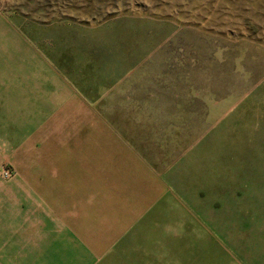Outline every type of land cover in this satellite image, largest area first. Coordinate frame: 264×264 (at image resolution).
Masks as SVG:
<instances>
[{"label":"rangeland","instance_id":"obj_1","mask_svg":"<svg viewBox=\"0 0 264 264\" xmlns=\"http://www.w3.org/2000/svg\"><path fill=\"white\" fill-rule=\"evenodd\" d=\"M0 264H264V0H0Z\"/></svg>","mask_w":264,"mask_h":264},{"label":"crops","instance_id":"obj_2","mask_svg":"<svg viewBox=\"0 0 264 264\" xmlns=\"http://www.w3.org/2000/svg\"><path fill=\"white\" fill-rule=\"evenodd\" d=\"M56 80H58L60 83H57ZM46 83L48 84V90L44 89V92L42 93V95H36L35 93H33L34 97H47V96H51V92L53 90H56L55 88H59L60 92H64L67 89L66 85H64V80H60V79H55V80H47ZM50 83V85H49ZM51 87H54L53 89ZM46 90V91H45ZM32 93V92H31ZM117 153H113L112 156V160L116 161V160H120L123 161L124 158L120 155L119 153V157H116ZM90 157H97L96 155H93L92 153L90 154ZM123 158V159H122ZM94 160L97 159H90L88 157H82L80 154H78L76 157L70 158L68 162H75L77 163V165L75 167H71L72 169L75 170L74 173H69V174H65L63 175L64 177H75V178H81L82 182L81 183H77L78 186H83L84 188H86V192L87 193H106L109 192V188L110 186L114 187L116 186L115 183V178L112 174L111 177L113 180L110 181H106L104 180V177L102 175H98L97 173H94L97 169H93L90 165H85L83 164L84 162H92ZM66 161V160H65ZM83 166L86 167V171L83 170ZM118 167H121V164L118 165ZM109 171V170H108ZM113 174L115 175V169H112ZM131 177V175H128L127 178L129 179ZM103 178V179H101ZM121 183L124 184V180H121ZM132 185V178H130V180L127 182V186ZM108 188V189H107ZM111 192H114L113 188L111 189Z\"/></svg>","mask_w":264,"mask_h":264},{"label":"trees","instance_id":"obj_3","mask_svg":"<svg viewBox=\"0 0 264 264\" xmlns=\"http://www.w3.org/2000/svg\"><path fill=\"white\" fill-rule=\"evenodd\" d=\"M97 10L99 9H101L100 7H97L96 8ZM102 13H98V15L97 16H99L100 18L98 19V20H107V19H109V18H111L113 15L115 16L117 13H115V14H113V15H111L110 13H106V14H102ZM93 18H97L96 16H94Z\"/></svg>","mask_w":264,"mask_h":264}]
</instances>
